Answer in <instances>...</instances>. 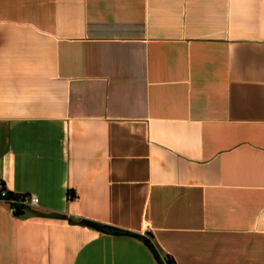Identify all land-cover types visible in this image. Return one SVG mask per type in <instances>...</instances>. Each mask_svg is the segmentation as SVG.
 Returning <instances> with one entry per match:
<instances>
[{
  "label": "crops",
  "instance_id": "crops-1",
  "mask_svg": "<svg viewBox=\"0 0 264 264\" xmlns=\"http://www.w3.org/2000/svg\"><path fill=\"white\" fill-rule=\"evenodd\" d=\"M0 179V264H264V0H0Z\"/></svg>",
  "mask_w": 264,
  "mask_h": 264
},
{
  "label": "trees",
  "instance_id": "trees-1",
  "mask_svg": "<svg viewBox=\"0 0 264 264\" xmlns=\"http://www.w3.org/2000/svg\"><path fill=\"white\" fill-rule=\"evenodd\" d=\"M30 211L32 213H34V211H32L29 207H24V206H21V205H17L16 206V212L14 213L15 216H19L22 214L23 211ZM37 215H40V213L37 212ZM47 216H49L50 218H64L63 216H59V215H56V214H46ZM83 226H87L89 228H92V229H95L99 232H102L104 234H110V235H129V236H134L136 238H140L139 236H136V235H131L129 233H125V232H122V231H119L117 229H114V228H111V227H107V226H102V225H98L96 223H93V222H89V221H81L80 222ZM146 244V246L149 248V250L153 253L155 259L157 260V262L159 264H165L158 252L156 251L155 247L146 239L143 240ZM166 264H172L170 260L166 259Z\"/></svg>",
  "mask_w": 264,
  "mask_h": 264
},
{
  "label": "built area",
  "instance_id": "built-area-1",
  "mask_svg": "<svg viewBox=\"0 0 264 264\" xmlns=\"http://www.w3.org/2000/svg\"><path fill=\"white\" fill-rule=\"evenodd\" d=\"M37 199L33 196L12 195L6 189L3 181L0 179V205L7 206L9 212L14 215L16 206L21 205L24 207L36 206Z\"/></svg>",
  "mask_w": 264,
  "mask_h": 264
}]
</instances>
